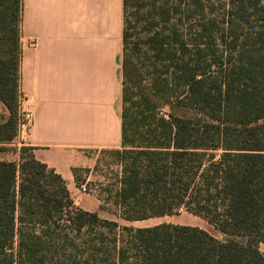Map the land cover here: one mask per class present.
Here are the masks:
<instances>
[{
  "label": "trees",
  "instance_id": "obj_1",
  "mask_svg": "<svg viewBox=\"0 0 264 264\" xmlns=\"http://www.w3.org/2000/svg\"><path fill=\"white\" fill-rule=\"evenodd\" d=\"M209 2L123 0L122 148L106 151L121 173L104 189L123 220L184 207L226 238L189 224L123 226L111 264H264V0H226L220 21ZM22 4L0 0V143L17 132ZM100 225L118 222L75 206L31 146L0 158V264H48L55 244L73 251L77 239L92 257Z\"/></svg>",
  "mask_w": 264,
  "mask_h": 264
},
{
  "label": "crops",
  "instance_id": "obj_2",
  "mask_svg": "<svg viewBox=\"0 0 264 264\" xmlns=\"http://www.w3.org/2000/svg\"><path fill=\"white\" fill-rule=\"evenodd\" d=\"M123 27V0H23L19 94L33 121L13 161L31 146L71 191L74 169L122 148Z\"/></svg>",
  "mask_w": 264,
  "mask_h": 264
},
{
  "label": "rangeland",
  "instance_id": "obj_3",
  "mask_svg": "<svg viewBox=\"0 0 264 264\" xmlns=\"http://www.w3.org/2000/svg\"><path fill=\"white\" fill-rule=\"evenodd\" d=\"M226 5V0H210L208 6H213L214 10L209 12L207 16H212L216 21H220L221 17L224 14V7ZM167 110V108H165ZM7 116V110L5 106L0 102V121ZM14 146L11 145V142L0 143V158L13 160L15 158ZM119 162L115 161L113 156L109 153H99L97 160L91 168H84L79 171V177L82 179L79 181V184L70 185L71 195L74 200L75 206L85 210L98 212L101 219L114 220L118 222V226L109 229L107 226H98L94 229L95 239L98 240L100 235H104L105 242L102 245L101 252L95 251L93 253L94 258L89 257L91 253L88 246L83 244L81 240H76V245L78 248L75 250H70V248H64L60 244H55L54 248L59 253V257L53 258L49 261L48 264H83L84 258L94 259L97 264H111L114 253L112 247L110 246V241L113 237L120 239L125 230L123 226L130 227H144V226H153L161 222L177 223V224H189L199 226L206 229L217 239L223 240L226 238V235L217 229H215L211 224H209L204 218L194 215L193 213L186 210L184 207L180 208L178 212L164 215L156 216L142 220H123L121 219L116 211L117 207L114 206L111 202L105 201V189L104 187H110V189H116L118 186V175L121 172L119 170ZM121 166V165H120ZM91 170V172H90ZM87 180L85 182V180ZM85 187V190H82V187ZM83 239H89L92 237L91 234H83L81 236ZM81 238V239H82ZM93 240V241H94ZM121 242H118V245ZM260 250L264 253V243L259 244Z\"/></svg>",
  "mask_w": 264,
  "mask_h": 264
},
{
  "label": "built area",
  "instance_id": "obj_4",
  "mask_svg": "<svg viewBox=\"0 0 264 264\" xmlns=\"http://www.w3.org/2000/svg\"><path fill=\"white\" fill-rule=\"evenodd\" d=\"M33 121V114L32 112L25 108L23 105V99L21 95L19 94V108H18V118H17V132L16 136H21L31 126ZM82 190H85V187L81 186Z\"/></svg>",
  "mask_w": 264,
  "mask_h": 264
}]
</instances>
